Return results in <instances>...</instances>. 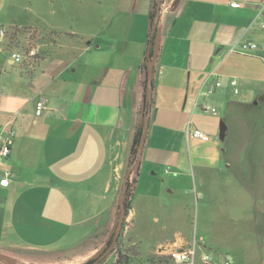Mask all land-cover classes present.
Segmentation results:
<instances>
[{"label": "crops", "instance_id": "crops-1", "mask_svg": "<svg viewBox=\"0 0 264 264\" xmlns=\"http://www.w3.org/2000/svg\"><path fill=\"white\" fill-rule=\"evenodd\" d=\"M154 1L100 0L91 13L84 0H0V30L14 36V29H30L41 38L33 65L9 63L13 41L0 49V141L17 131L11 155L0 159V181L12 174L7 187L0 184L1 264H58L59 249L81 244L96 247L88 255L105 250L143 118ZM240 1L234 9L229 0H164L154 108L122 238L145 259L192 245L188 191L242 201L243 187L255 192L261 185V175L253 180L245 167L248 184L232 177L235 164L250 162L225 158L229 129L221 139L216 121L242 117V126L230 118L239 132L250 123L244 114L252 101L264 102V29L256 20L264 0ZM243 41L259 48L230 52ZM208 89L218 115L197 106ZM41 96L48 110L37 116ZM194 129L210 140L193 137ZM237 146L233 138L230 147ZM116 260L112 253L102 264Z\"/></svg>", "mask_w": 264, "mask_h": 264}, {"label": "rangeland", "instance_id": "rangeland-1", "mask_svg": "<svg viewBox=\"0 0 264 264\" xmlns=\"http://www.w3.org/2000/svg\"><path fill=\"white\" fill-rule=\"evenodd\" d=\"M99 1L84 0V5L91 13L97 12ZM26 2L30 6L32 0H26ZM77 3L78 0H74V5ZM21 32L22 34L18 38H13L14 36L10 31L7 34L8 41H13L10 44V50L37 45V39L40 36L33 37V31L30 29L21 30ZM254 102L255 100L252 101L251 107L244 114V116L246 115L245 118L250 120V123L245 125V128L239 132H234L238 130L234 127L242 126V117L236 119V117L229 115L225 117L222 114V118H216V121L218 124L223 122L228 124L229 130L223 147L228 149V152L224 153L225 158H236L238 162L245 158L250 162L248 165L235 164L234 169L231 171L232 177L235 179L238 177L239 180L235 181L243 182L242 185L248 184L241 180L246 174L243 169L245 167L253 180L259 174L261 175L260 187H255V192L243 187L242 189L245 188V190L242 192V201H238L237 196L230 200L225 195L213 199L209 193L202 191V193L200 191L195 193L194 190L188 191L186 197H184L185 205L190 208L191 222L193 223L192 234H196L197 238H203L206 242L201 252L228 253L231 255L232 264H264V102L261 100V105L258 107L254 105ZM230 118L237 121H234L236 122L235 126ZM233 138L234 141L240 142V146L230 147ZM258 158L260 164H256L258 160H254ZM250 184H253V181H250ZM257 191H261L260 197H256ZM258 199L261 202L257 205L256 200ZM153 239V237L150 238L151 241ZM93 247L95 246L91 244H81L59 249L57 262L58 264H87L95 257H99L104 250L102 247H98L95 253L88 255L85 250H91ZM131 247V244H127L125 249ZM135 248L137 246L133 247V249ZM138 261L140 259H136V264Z\"/></svg>", "mask_w": 264, "mask_h": 264}, {"label": "built area", "instance_id": "built-area-1", "mask_svg": "<svg viewBox=\"0 0 264 264\" xmlns=\"http://www.w3.org/2000/svg\"><path fill=\"white\" fill-rule=\"evenodd\" d=\"M229 6L234 9H239L243 5L240 0H229ZM262 19L259 23L260 27L264 29V5L259 9L257 13L256 20ZM7 30H0V49L4 46L7 41ZM258 44L250 41L239 42L233 48H231V53H249L251 51L257 50ZM41 54V46H27L25 48H16L8 52V61L11 65L21 66L24 64L35 63L36 58ZM222 85L219 80L216 83L217 87ZM231 85L235 88V93H239L238 82L233 80ZM212 89L207 91H202L204 99L197 106H199L203 111L211 113L213 115H218V109L210 105L207 98L211 95ZM48 110V99L45 96H41L36 103V115L41 116ZM192 136L203 141H209L210 136L199 129H194L192 131ZM17 138V131L15 129H10L3 141H0V159H7L13 150L15 141ZM11 172L6 171L4 177L1 179L0 184L2 186H8L10 183ZM205 247V241L203 238L195 237L192 245L188 248L174 249L169 253V256L175 264H232L231 255L228 253L218 254V253H207L201 252Z\"/></svg>", "mask_w": 264, "mask_h": 264}, {"label": "trees", "instance_id": "trees-1", "mask_svg": "<svg viewBox=\"0 0 264 264\" xmlns=\"http://www.w3.org/2000/svg\"><path fill=\"white\" fill-rule=\"evenodd\" d=\"M163 4H164V0H155L153 3V10H152L151 15H150L151 25H150V33H149V37H148V48H149V46H151L152 50H151L150 56L146 55L145 63L142 66V70H143L144 75H145V81H144L145 103H144V108H143V118H142L141 124L137 128L135 135H134V138H133L130 157H129L127 170H126V173H127L134 166V170L132 172V175L130 176V178L128 179V181L126 183V192H125V196H124V203H125L127 216L129 214L130 210L132 209V203H133V200L135 197V188H136L137 182H136V177L134 175L139 173L141 160H142V158H138L139 146H140V142H141V139H142V136L144 133L145 123L147 122V120L149 118H151L152 113H153V108H154V101H152V104L150 105V102L148 100V91H149L148 64L152 61V59L154 57L156 47L158 46L159 38H158V33H157L154 36V38L152 40H150V34H151L153 24L155 21L156 10H157L158 6L162 7ZM21 30L24 31V29H21ZM21 30L20 29H17V30L14 29V37L13 38H15L18 34H21L22 33ZM159 47H160V45H159ZM147 52H148V50H147ZM40 58L41 57L38 56L36 58L35 63ZM158 58H159V54L157 56L156 62L158 61ZM156 62H155V65L153 67L154 73L156 71ZM35 63H33V64H35ZM152 89L153 90L155 89L154 80L152 83ZM126 226H127V221L125 220L123 230H122L121 235L119 237V241L116 244V246L112 252V253H116V255H117V260L114 264H136V259H140V261H138L137 264H170V262H172V264H175L170 256H155V257H149V258L145 259V258L141 257V254L138 252L137 248L133 249L134 246H132L130 249H125V241L122 238L124 236ZM111 242H112L111 240L107 242V244L105 246V250L102 253H104L109 248V246L111 245ZM97 259L98 258L96 257L95 259L91 260L87 264H93ZM105 260H103V262Z\"/></svg>", "mask_w": 264, "mask_h": 264}, {"label": "water", "instance_id": "water-1", "mask_svg": "<svg viewBox=\"0 0 264 264\" xmlns=\"http://www.w3.org/2000/svg\"><path fill=\"white\" fill-rule=\"evenodd\" d=\"M161 11H162V7L158 6L156 10V15H155V21H154L153 28L150 34V40H152L154 36L158 33L159 23H160V18H161ZM159 45H160V40H158V46L156 47L154 57L152 61L148 64V84H149L148 100L150 102V105L152 104V101H153V89H152V83H153V78H154V68L153 67L155 65V62H156V59L159 53V48H160ZM151 50H152L151 46H149L148 52H147L148 56H150ZM149 125H150V118L145 123L144 133H143L140 146H139L138 158H142L143 156L144 148H145L147 137H148ZM226 131H227V125L223 122L221 124V133H220L221 139H225ZM133 170H134V166L126 173V176L124 178L123 189H122V193L120 196V203H119V217H118V221L115 223L113 230H112V234L110 237V240L112 241L111 245L104 253H102L99 256V258L93 264H101L103 260H105L111 254V252L114 250L116 244L119 241V237L121 235L124 222L127 217L125 203H124L126 183L128 179L130 178V176L132 175Z\"/></svg>", "mask_w": 264, "mask_h": 264}]
</instances>
